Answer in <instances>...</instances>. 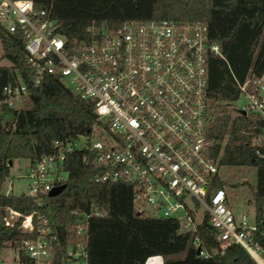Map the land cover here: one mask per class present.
Returning <instances> with one entry per match:
<instances>
[{
    "label": "built area",
    "instance_id": "built-area-1",
    "mask_svg": "<svg viewBox=\"0 0 264 264\" xmlns=\"http://www.w3.org/2000/svg\"><path fill=\"white\" fill-rule=\"evenodd\" d=\"M86 33L67 38L57 20L31 0H0V42L2 36L16 35L27 69L23 78L14 68L11 80L0 86V121L7 110L23 109L30 91L47 77L92 104L94 114L88 134L53 140L50 153L29 162L22 176L26 192L20 194L41 205V196L67 177L65 157L79 150L81 161L97 170L93 181L131 186L133 211L176 221L198 256L222 254L235 244L253 264H264V193L259 205L253 198L248 215L234 212L224 187L217 186L220 166L207 137L206 86L207 58L221 52L209 40L205 23L143 19L109 29L91 22ZM2 67L10 63L0 60ZM238 89L235 110L260 121L255 153L264 158L258 149L264 148V71L249 70ZM11 191L9 180L0 193ZM70 214L72 224L60 239L37 209L22 214L3 208V224L22 236L0 250L11 254L0 255V264H87L88 223L104 211L90 207ZM202 224L210 229L212 249L201 241ZM155 258L162 264L159 255L143 264H157Z\"/></svg>",
    "mask_w": 264,
    "mask_h": 264
},
{
    "label": "trees",
    "instance_id": "trees-1",
    "mask_svg": "<svg viewBox=\"0 0 264 264\" xmlns=\"http://www.w3.org/2000/svg\"><path fill=\"white\" fill-rule=\"evenodd\" d=\"M36 8L49 12L58 31L67 38L86 36L94 22L109 29L128 20H197L205 23L208 38L220 49L221 57L207 58L206 96L209 103L207 137L210 154L219 166H252L255 205L264 193V158L255 153L254 140L260 121L253 115H231L229 106L238 96L249 70L264 71L263 0H31ZM2 55L10 67L0 68V86L11 80L14 68L26 78L22 44L16 35L2 36ZM94 120L92 104L72 94L53 78H45L29 94L21 110H7L0 121V189L14 159L34 158L50 153L52 141L86 135ZM260 152L263 147H258ZM66 179L54 191L41 196V205L24 194L0 193V250L22 236L3 224L2 209L26 214L37 209L50 219L60 239L68 233L73 209L96 207L104 215L88 223L87 264H143L148 256L159 255L162 264H253L238 245L228 244L222 254L203 258L189 244V234L178 231L176 221L137 215L131 206L132 188L124 183L95 182L93 165L81 161L79 150L64 160ZM217 186L224 187L222 181ZM18 223V222H17ZM17 223H14L16 225ZM13 225V226H14ZM202 243L212 249L210 229L199 226ZM182 254L181 257H175Z\"/></svg>",
    "mask_w": 264,
    "mask_h": 264
},
{
    "label": "rangeland",
    "instance_id": "rangeland-1",
    "mask_svg": "<svg viewBox=\"0 0 264 264\" xmlns=\"http://www.w3.org/2000/svg\"><path fill=\"white\" fill-rule=\"evenodd\" d=\"M264 1V0H263ZM2 55V46L0 42V57ZM1 63H7L4 58H1ZM64 83V80H62ZM234 104L229 106L231 115L238 114L235 110ZM258 138L254 140L257 143ZM260 140H263L260 138ZM29 161L27 159H14L9 166V173L5 181L2 184V188L6 189L9 180L12 181V194H20L26 192V179L22 178L27 171ZM218 176L223 183L224 189L228 194V202L232 207V210L236 213L240 211H246L248 215L251 214L253 195L252 190L255 186L256 176L255 169L252 166H232L222 165L219 167ZM1 257H9L10 253L3 250ZM182 254H178L175 257H181Z\"/></svg>",
    "mask_w": 264,
    "mask_h": 264
},
{
    "label": "bare ground",
    "instance_id": "bare-ground-1",
    "mask_svg": "<svg viewBox=\"0 0 264 264\" xmlns=\"http://www.w3.org/2000/svg\"><path fill=\"white\" fill-rule=\"evenodd\" d=\"M155 261L157 262V264H159V259L155 258ZM259 264H263L261 261H259Z\"/></svg>",
    "mask_w": 264,
    "mask_h": 264
},
{
    "label": "crops",
    "instance_id": "crops-1",
    "mask_svg": "<svg viewBox=\"0 0 264 264\" xmlns=\"http://www.w3.org/2000/svg\"><path fill=\"white\" fill-rule=\"evenodd\" d=\"M18 195V194H17Z\"/></svg>",
    "mask_w": 264,
    "mask_h": 264
}]
</instances>
